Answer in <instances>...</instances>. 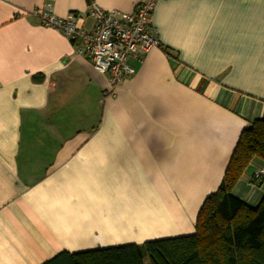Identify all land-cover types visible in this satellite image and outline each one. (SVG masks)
<instances>
[{
	"label": "crops",
	"instance_id": "obj_1",
	"mask_svg": "<svg viewBox=\"0 0 264 264\" xmlns=\"http://www.w3.org/2000/svg\"><path fill=\"white\" fill-rule=\"evenodd\" d=\"M89 1L141 0H0V264L193 234L241 131L264 120V0H157L159 44L113 91L33 12ZM262 163L231 190L252 209Z\"/></svg>",
	"mask_w": 264,
	"mask_h": 264
},
{
	"label": "trees",
	"instance_id": "obj_2",
	"mask_svg": "<svg viewBox=\"0 0 264 264\" xmlns=\"http://www.w3.org/2000/svg\"><path fill=\"white\" fill-rule=\"evenodd\" d=\"M253 157L264 163L262 119L241 131L218 188L198 210L193 234L61 252L45 264H144L145 255L150 264H264V195L252 209L231 193Z\"/></svg>",
	"mask_w": 264,
	"mask_h": 264
},
{
	"label": "built area",
	"instance_id": "obj_3",
	"mask_svg": "<svg viewBox=\"0 0 264 264\" xmlns=\"http://www.w3.org/2000/svg\"><path fill=\"white\" fill-rule=\"evenodd\" d=\"M156 1L141 0L130 13L104 10L92 1L87 3L83 12L70 11L64 16L33 12L42 26L65 35L77 54L88 59L97 72L105 74L109 90L113 91L121 80L135 73L130 61H139L151 47L159 44L149 21ZM86 19L91 20L88 28L83 27ZM253 177L264 184V163L253 173Z\"/></svg>",
	"mask_w": 264,
	"mask_h": 264
}]
</instances>
